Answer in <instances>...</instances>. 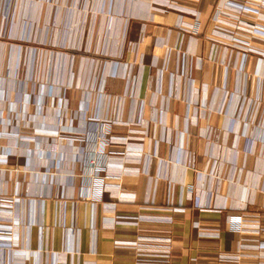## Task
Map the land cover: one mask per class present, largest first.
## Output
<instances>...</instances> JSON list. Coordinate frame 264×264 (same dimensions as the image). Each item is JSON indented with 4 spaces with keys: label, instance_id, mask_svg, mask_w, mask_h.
I'll list each match as a JSON object with an SVG mask.
<instances>
[{
    "label": "crops",
    "instance_id": "0c3cea01",
    "mask_svg": "<svg viewBox=\"0 0 264 264\" xmlns=\"http://www.w3.org/2000/svg\"><path fill=\"white\" fill-rule=\"evenodd\" d=\"M0 264H264V0H0Z\"/></svg>",
    "mask_w": 264,
    "mask_h": 264
},
{
    "label": "built area",
    "instance_id": "2783aa9c",
    "mask_svg": "<svg viewBox=\"0 0 264 264\" xmlns=\"http://www.w3.org/2000/svg\"><path fill=\"white\" fill-rule=\"evenodd\" d=\"M261 3V2H260ZM109 143V141L107 140V138L106 137H104L103 135H100V141H99V148H98V150H96L98 153H100V151L102 152L103 151V149H104V146L105 145H107ZM231 219H232V221L234 222V223H239V224H242L243 223V221H242V219H241V216H231ZM164 230H168V231H170V229L168 228H165ZM164 241H170V239L169 238H164L163 239ZM163 252H165V253H163V255H166L167 256V254H169L170 253V246L168 245V244H166V245H163L162 246V249H161ZM235 258V256L234 255H224V256H222V259L223 260H230V259H234Z\"/></svg>",
    "mask_w": 264,
    "mask_h": 264
},
{
    "label": "rangeland",
    "instance_id": "374dc122",
    "mask_svg": "<svg viewBox=\"0 0 264 264\" xmlns=\"http://www.w3.org/2000/svg\"><path fill=\"white\" fill-rule=\"evenodd\" d=\"M225 14H226L225 8H223V7L222 8H216V10L213 12V18L215 17V19H217L218 17L224 16ZM26 123H27V125H31V121H29V120ZM240 255L235 256V258L239 257Z\"/></svg>",
    "mask_w": 264,
    "mask_h": 264
}]
</instances>
